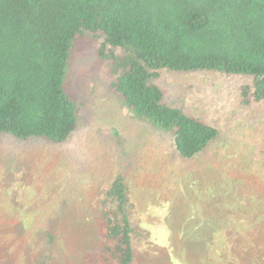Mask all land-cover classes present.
Listing matches in <instances>:
<instances>
[{"label":"rangeland","instance_id":"1","mask_svg":"<svg viewBox=\"0 0 264 264\" xmlns=\"http://www.w3.org/2000/svg\"><path fill=\"white\" fill-rule=\"evenodd\" d=\"M101 45V34H85L70 48L63 91L79 109V127L65 142L0 138V264L47 257L83 264L81 257L101 244V193L120 173L137 229L133 264H205L206 256L187 261V252L198 247L209 215L227 227L216 235L237 240L254 232L258 218L244 219L252 216V182L264 183V100L241 102L248 77L161 71L153 83L164 102L218 131L202 154L181 160L169 135L134 117L111 88L115 77L98 54ZM213 193L216 206L209 204ZM95 243L93 251L83 248Z\"/></svg>","mask_w":264,"mask_h":264},{"label":"trees","instance_id":"2","mask_svg":"<svg viewBox=\"0 0 264 264\" xmlns=\"http://www.w3.org/2000/svg\"><path fill=\"white\" fill-rule=\"evenodd\" d=\"M85 34H101L98 54L115 77L111 88L134 117L169 135L181 160L202 154L218 131L164 102L153 83L161 71L248 77L251 84L239 89L241 102L264 100V0H0V138L58 144L76 131L79 109L64 94L63 79L70 48ZM260 182H252L256 190L246 203L252 216L244 219L258 218L252 222L254 232L237 240L216 235L227 227L209 215L198 232V247L185 251L187 261L206 256L205 264H264ZM215 195L209 204H216ZM98 206L101 244L97 251L96 243L83 246L93 252L81 261L133 264L137 229L121 173L106 182ZM42 237L53 245L50 231ZM40 264L56 263L47 257Z\"/></svg>","mask_w":264,"mask_h":264}]
</instances>
